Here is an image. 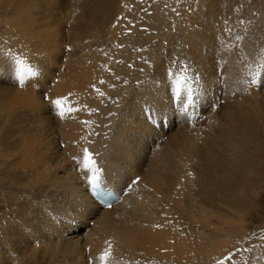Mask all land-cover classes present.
I'll return each mask as SVG.
<instances>
[{"label": "bare ground", "instance_id": "6f19581e", "mask_svg": "<svg viewBox=\"0 0 264 264\" xmlns=\"http://www.w3.org/2000/svg\"><path fill=\"white\" fill-rule=\"evenodd\" d=\"M138 1L0 0V47L40 71L20 88L0 55V264H102L106 241L108 264H217L259 207L264 87L249 82L264 57V0H198L144 18ZM173 60L202 77L190 82L195 123L176 120ZM45 96L81 110L61 119ZM153 114L166 131L155 133ZM84 147L124 183L139 177L110 209L76 176Z\"/></svg>", "mask_w": 264, "mask_h": 264}, {"label": "snow or ice", "instance_id": "6c2138e0", "mask_svg": "<svg viewBox=\"0 0 264 264\" xmlns=\"http://www.w3.org/2000/svg\"><path fill=\"white\" fill-rule=\"evenodd\" d=\"M235 39L239 42L242 41L244 37L237 35ZM262 51H264V49H262ZM0 55L8 59L11 66V79L16 82L20 88L26 87L31 78L39 77L40 71L38 67L32 65L24 56L17 55L11 50L5 51L2 47H0ZM177 63H180V61H170L169 66L165 71V83L171 82L170 87L173 90L174 97L180 102V109L184 112H187L188 108L195 105L196 103L197 90L190 82H197L202 77L197 70L193 69L192 64L183 63L181 65V69L177 70L174 67V65ZM100 83L103 84L105 81L101 80ZM249 86L264 87V57H261V60L258 62L257 70L251 74ZM36 87H39L38 83L36 84ZM93 88L100 96H104V92H102L99 88H96L95 85H93ZM44 98L50 101L51 105H53L56 110V115H58L61 119H64L73 112H78L81 110L70 106L67 96L56 99H50L48 96H45ZM96 111L98 110L91 109L90 114ZM147 111L151 110L148 109ZM148 118L150 121L155 120L156 115H149ZM82 123L85 126L90 127L94 122L85 120L82 121ZM162 123L163 121L161 120V125ZM88 143H92V141L89 140ZM96 155L97 154L90 151L89 147H84L82 150V157H73V159L77 163V171H82L84 173L86 183L88 185L87 190L89 191L90 195L105 203L106 206L111 207L109 201L114 199L115 196L113 191L106 184L104 177L105 169L103 166L98 164ZM135 183H138V178L137 180L133 181V184ZM42 211H54V209H51L47 205V202H45ZM157 227H159V225ZM6 241L7 237L3 233H0V248L8 252L9 248L5 247ZM105 243L107 244V247L99 256V260L102 262V264H108V260L112 256L111 241H106ZM232 257L233 253H229V255L225 256L223 259L217 260V264H224L225 260H231Z\"/></svg>", "mask_w": 264, "mask_h": 264}, {"label": "rangeland", "instance_id": "374dc122", "mask_svg": "<svg viewBox=\"0 0 264 264\" xmlns=\"http://www.w3.org/2000/svg\"><path fill=\"white\" fill-rule=\"evenodd\" d=\"M137 3L138 4L135 5L136 13L138 14L137 16H141L142 18H144V13L147 10L151 11L154 10L155 8H160L161 10H164L167 13L172 11L174 14L178 15L181 13V11L183 12L186 10L188 11L191 4L194 3L198 4V0H159V1L139 0ZM145 6H148L147 9L145 8ZM138 24H139V28L141 27L140 28L141 33H143L146 30L145 29L146 27H148L147 19H141ZM263 193H264V189L263 191H261L260 194L259 207L256 208V210H252L251 213L245 217L246 221L243 227L239 226L237 227V229L233 231V233H231V237H229L231 243L229 248L230 250L226 251L225 256H228L229 252L231 251L230 253H233V257L231 260H225L224 264H242V263L264 264V249H263L264 248V194ZM255 253L258 254L259 257L261 258L258 259V261L253 260V258L255 259V255H256ZM223 258L224 257H222V259Z\"/></svg>", "mask_w": 264, "mask_h": 264}]
</instances>
